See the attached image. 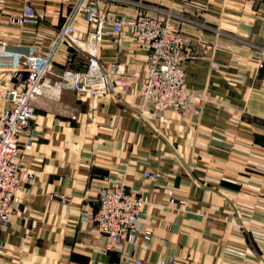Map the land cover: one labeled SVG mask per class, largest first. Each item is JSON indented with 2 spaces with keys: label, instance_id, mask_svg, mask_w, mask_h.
Masks as SVG:
<instances>
[{
  "label": "crops",
  "instance_id": "0c3cea01",
  "mask_svg": "<svg viewBox=\"0 0 264 264\" xmlns=\"http://www.w3.org/2000/svg\"><path fill=\"white\" fill-rule=\"evenodd\" d=\"M7 1L9 10L34 4L48 44L71 2ZM130 1L108 8L131 16L137 3L191 7L183 20L191 40L186 82L210 101L188 118L144 107L141 67L128 94L96 100L64 90L37 98L32 148L24 149L27 136L20 139L22 163L36 180L0 225V264H264V0ZM37 29L2 23L0 43L27 44ZM105 29L103 66H145L148 46ZM62 67L57 61L53 71ZM7 107L0 100V110ZM114 185L149 196L136 232L138 240L152 232L148 250L111 245L87 215L98 209L99 190Z\"/></svg>",
  "mask_w": 264,
  "mask_h": 264
},
{
  "label": "built area",
  "instance_id": "2783aa9c",
  "mask_svg": "<svg viewBox=\"0 0 264 264\" xmlns=\"http://www.w3.org/2000/svg\"><path fill=\"white\" fill-rule=\"evenodd\" d=\"M114 1L125 0H71L62 26L48 44V34L39 28L40 14L33 3L25 1L19 9L9 10L8 1L0 0V25L38 26L27 44L0 43V100L8 104L6 110H0L1 226L10 223L16 205L24 202L26 186L36 180L35 173L22 163V150L33 146L34 132L38 130L34 102L40 96L60 98L64 90L96 100L128 94L141 67L144 76L139 91L144 107L158 112L174 108L188 118L202 115L210 101L206 92L192 91L186 82L185 50L191 40L184 32L183 20L191 7L179 4L178 8L165 10L137 3L136 12L128 16L108 8ZM107 25L111 26L115 40L127 35L138 47L148 46L150 52L144 67L134 63L131 69L118 61L102 65ZM57 61L63 67L56 73L53 67ZM23 135L29 139L24 149L20 144ZM146 176L157 178L153 171H147ZM168 196L173 199L172 190ZM149 201L146 194L129 191L122 185L104 187L98 193V209L87 215L111 240V245L129 243L134 249L146 251L152 232H141L140 240L136 232L142 209ZM35 225L33 220L32 226ZM136 263L143 264L141 260Z\"/></svg>",
  "mask_w": 264,
  "mask_h": 264
}]
</instances>
